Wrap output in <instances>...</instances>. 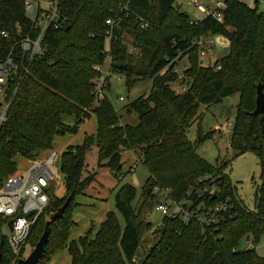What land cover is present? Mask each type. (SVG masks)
Wrapping results in <instances>:
<instances>
[{
    "label": "trees",
    "instance_id": "obj_1",
    "mask_svg": "<svg viewBox=\"0 0 264 264\" xmlns=\"http://www.w3.org/2000/svg\"><path fill=\"white\" fill-rule=\"evenodd\" d=\"M24 1L0 0V32H7V39L0 36V59L14 55L19 73L25 62L15 42L30 29ZM222 1L218 10L222 21L211 13L194 21L175 6V0H60V25L46 31L45 53L28 65L17 92L10 97L7 120L0 124L1 186L15 171L16 154L28 160L37 158L52 147L54 136L73 133L79 122L91 114L96 116L95 134L60 154L64 191L71 200L62 218L49 224L41 261L64 247L70 264H264V256L256 248H238L241 240L251 238L258 246L264 239V133L260 124V118L264 124V114L250 115L259 82L264 92V13L242 0ZM107 18L114 20L113 26L106 23ZM126 25L133 44L122 36ZM213 35L228 40L229 51L212 65H204L195 42ZM133 46L141 52L140 61L128 53L127 47ZM107 54L110 73L122 74L127 86L141 78L151 80L146 94L124 106L138 115L136 125L125 124L104 93L108 76L98 86L101 73L96 67ZM182 58L186 63L177 71ZM176 81L181 82L180 92L171 87ZM235 93L239 99L229 148L233 158L247 151L258 158L260 184L253 209L238 197L226 171L230 161L217 159L212 164L196 153L213 131L203 134L199 128L193 141L187 137L191 123L201 116H197L200 105L208 107ZM63 115L72 116L74 124L65 123ZM92 146L97 148V167L115 173L122 168V149L138 151L149 176L138 207L133 204L136 190L131 185L123 184L115 194V210L124 220L123 229L116 212L108 211L95 231L87 230L76 242L68 237L75 225L71 210L76 205L74 197L97 175L94 171L81 175L85 154ZM155 192L176 202L188 200L193 208L224 202L228 209L210 225L164 216L155 242L135 263L143 233L151 228L142 207L154 201ZM50 199L55 208L61 206L57 195ZM11 255L0 232V264H11Z\"/></svg>",
    "mask_w": 264,
    "mask_h": 264
},
{
    "label": "rangeland",
    "instance_id": "obj_2",
    "mask_svg": "<svg viewBox=\"0 0 264 264\" xmlns=\"http://www.w3.org/2000/svg\"><path fill=\"white\" fill-rule=\"evenodd\" d=\"M223 2L222 0H218ZM245 1L251 7H257L259 12L264 13V0H242ZM176 7L182 9L186 12L192 20H200L203 18L205 13L201 12L196 6L190 4L188 0H175ZM205 9H213L215 7L216 0H198ZM129 28L128 25L122 27V36L124 41L127 44H133V39L131 34L127 31ZM213 46L212 51L207 52L205 55H200L201 61L204 65H212L216 59L224 57L229 51V43L224 37L220 35H213ZM129 46V45H128ZM128 53L131 54L134 59H139L141 56L140 50L135 48L127 47ZM142 58L139 59V61ZM185 59L183 58L184 62ZM140 64L143 61L139 62ZM178 70H181L183 67L182 63H178ZM109 62L106 58L102 66L101 78H104L106 72L109 69ZM108 86L103 88L104 93L109 98L112 106L122 117V121L128 125H136L138 122V115L134 112H127V108L124 106L131 100L135 99L139 95L146 94L151 86V80L149 78H141L136 80L131 86H127V81L125 77L120 74L110 73L107 77ZM106 81V79H105ZM171 87L176 91L180 92L181 82L176 81L171 84ZM121 92L118 93L117 90ZM123 96L124 99L119 101V97ZM239 99V94L235 93L225 97L221 102L215 103L210 106L200 105L198 108V114L201 116L198 119H195L188 131L187 137L193 141L196 137L197 130L200 128L202 133H208L213 131L211 138L205 140L199 147L196 149L198 156H202L208 162L215 164L216 160L218 161H230L226 171L230 176L231 181L237 188L238 197L244 202L246 206L253 209L254 208V196L255 191L260 184V170L258 164V158L252 152L247 151L237 158H233L231 155V150L229 148L228 136L230 135L231 129L227 130L220 129L219 125L227 126L228 122L231 123L234 120L236 114V104ZM63 121L69 125L74 124L72 116L63 115ZM219 126V127H218ZM97 121L96 116L91 114L89 118L84 119L76 125V130L73 133H65L54 136L52 139L50 149L42 152L37 158L26 159L20 154L14 156L13 161H15V171L14 173H22L26 171L31 163L35 159L44 157L48 152L55 151L60 155L68 147H75L76 145H81L86 136H91L95 134L97 130ZM218 127V128H217ZM217 128V129H216ZM227 134V135H226ZM97 148L92 146L85 154V165L81 173L82 178L87 176V172H96L95 180L92 181L90 185L85 187L81 193H78L73 202L76 204L75 207L71 210V219L75 222V225L72 226L69 230L68 237L69 240L78 241L80 237H83L84 233L91 229L95 231L97 226L103 221L105 214L108 211H115L114 198L116 192L123 184H129L136 190V198L134 199L133 204L139 206L141 201L142 186L149 176L146 168L142 165L139 160V152L133 151L130 149H122L121 151V162L122 168L119 173L111 171L108 167H97ZM57 163L53 168L54 175H56V180L54 183V195H57L61 200L60 204L63 203V200L67 197L66 191H64V178L65 175L60 173L59 164L60 156L57 157ZM13 173V174H14ZM12 174V175H13ZM118 174L119 176L117 177ZM156 197L154 201H149L147 205L142 207L143 218L151 223V228L143 233V238L141 240V247L137 250V254L134 257V262L139 263L140 260L144 257L147 249L155 242L157 235V230L161 227L164 221V215H162L158 210L155 209L157 202L162 200V194L155 192ZM52 197V196H51ZM140 199V200H139ZM50 205L46 212L39 218L38 223L31 230V233L27 237L26 242L21 246L16 254L11 255L12 261L11 264H16L17 260L22 258L25 259L29 254L35 243L39 240L40 235L43 232L44 225L46 220L56 211L52 199H50ZM59 204V205H60ZM61 207V206H60ZM117 218L120 221L121 229L124 227V220H122L119 213H117ZM4 235L6 236L9 233V230H5ZM264 240V239H263ZM246 247V242L241 240L238 244L239 249H244ZM256 252L259 256H264V245L262 243L256 246ZM71 258L69 252L63 247L61 250L52 252V254L47 255L40 264H70Z\"/></svg>",
    "mask_w": 264,
    "mask_h": 264
},
{
    "label": "built area",
    "instance_id": "obj_3",
    "mask_svg": "<svg viewBox=\"0 0 264 264\" xmlns=\"http://www.w3.org/2000/svg\"><path fill=\"white\" fill-rule=\"evenodd\" d=\"M188 2L196 6L201 12L211 13L218 21H222L220 12L224 3L216 0L215 7L211 10L198 2V0H188ZM60 0H25L24 11L30 22V29L15 42L18 46L23 58L22 72L19 71V64L16 63L14 55H7L0 59V124L7 120L6 112L10 105V97L16 93L19 87V81L23 74L27 73L28 65L37 58H40L45 53V33L48 29H57L60 25ZM142 20L141 18H138ZM106 23L113 26L114 20L106 19ZM16 32L21 29L15 27ZM0 36L7 39V32L1 31ZM199 48V55H205L212 51L213 40L211 36L202 37L196 40ZM107 59L110 61V55L107 54ZM97 70L102 74V66L98 65ZM219 68V66L217 67ZM178 71V69H177ZM110 74V66L104 78L98 81V86L104 84V79ZM100 96V94H99ZM124 97L120 95L119 101ZM233 124L229 121L227 126L220 127L227 130L231 129ZM55 151L48 152L44 157L35 159L30 167L22 173H14L8 175L0 186V219L2 224L0 227L1 235L6 239L7 244L13 254L19 251L21 246L28 239L35 220L39 215L44 213L48 207L51 196L54 195V183L56 175L53 168L57 163ZM158 188L154 187V191ZM162 200L157 202L155 209L164 216L179 217L184 221L195 220L200 225H210L221 219L219 217L222 212L228 209V205L224 202L217 203L213 207L200 208L192 207L188 200L176 202L170 199L166 194H163ZM8 221L11 222V230L8 227ZM9 230L5 236L4 231ZM264 245V240L262 246ZM257 248L251 238L246 241L245 248Z\"/></svg>",
    "mask_w": 264,
    "mask_h": 264
},
{
    "label": "water",
    "instance_id": "obj_4",
    "mask_svg": "<svg viewBox=\"0 0 264 264\" xmlns=\"http://www.w3.org/2000/svg\"><path fill=\"white\" fill-rule=\"evenodd\" d=\"M118 93L121 92L120 90H117ZM256 93V99H255V106L254 110L250 112L251 116L258 117L264 114V92L262 90V84L259 82L256 85L255 89ZM260 124H261V130L264 133V124L262 122V119L260 118ZM71 197H67L64 202L61 204V207H59L50 217L48 220H46V223L44 225V229L42 234L39 237V240L35 243L34 247L30 251V254L25 259H18L16 264H39L41 259L44 256V246L47 243L48 240V231H49V224L50 222H53L57 219L62 218L63 213L65 209L68 207L67 205L70 203ZM8 227L11 230V222L8 221Z\"/></svg>",
    "mask_w": 264,
    "mask_h": 264
},
{
    "label": "crops",
    "instance_id": "obj_5",
    "mask_svg": "<svg viewBox=\"0 0 264 264\" xmlns=\"http://www.w3.org/2000/svg\"><path fill=\"white\" fill-rule=\"evenodd\" d=\"M208 10H209V9H208ZM203 14H204V13H203ZM212 40H213V39H212ZM184 59H185V61H184V62H182V61H183V58H182V59H181V61H180V63H182V64H183V66H184V65H185V63H186V58H184ZM219 126H220V127H223V126H221V125H219ZM219 126H218V127H219ZM218 127H217V128H218ZM220 127H219V128H220ZM217 128H216V129H217ZM220 129H221V128H220ZM226 135H227V134H226ZM228 138H229V136H228Z\"/></svg>",
    "mask_w": 264,
    "mask_h": 264
}]
</instances>
